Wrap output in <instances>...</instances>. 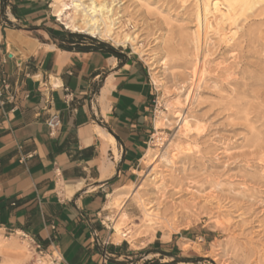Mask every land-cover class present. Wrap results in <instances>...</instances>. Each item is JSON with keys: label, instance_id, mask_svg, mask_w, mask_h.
Listing matches in <instances>:
<instances>
[{"label": "crops", "instance_id": "obj_1", "mask_svg": "<svg viewBox=\"0 0 264 264\" xmlns=\"http://www.w3.org/2000/svg\"><path fill=\"white\" fill-rule=\"evenodd\" d=\"M52 6L0 0V235L25 234L63 264L173 263L188 238L130 242L108 206L161 128L149 70L127 48L68 35Z\"/></svg>", "mask_w": 264, "mask_h": 264}, {"label": "rangeland", "instance_id": "obj_2", "mask_svg": "<svg viewBox=\"0 0 264 264\" xmlns=\"http://www.w3.org/2000/svg\"><path fill=\"white\" fill-rule=\"evenodd\" d=\"M201 1L116 0L120 29L137 38L134 50L66 33L136 53L157 90L161 128L149 144L152 160L141 163L130 198L113 207L128 223V240L156 232L188 238L169 264H264V0L236 4L225 41L215 27L204 41L201 30L197 54ZM11 241H28V255L3 249L0 264H51L33 238L0 235Z\"/></svg>", "mask_w": 264, "mask_h": 264}, {"label": "bare ground", "instance_id": "obj_3", "mask_svg": "<svg viewBox=\"0 0 264 264\" xmlns=\"http://www.w3.org/2000/svg\"><path fill=\"white\" fill-rule=\"evenodd\" d=\"M241 1L242 0H229L228 4H222L225 1L203 0L200 4L196 5V26L192 34V44L194 45L197 54L203 43V40H201L200 36L201 30L204 41H206L208 38L207 31L209 29L212 30L214 27V31L216 29L215 32L220 35L222 41H225L230 31L226 27V21L232 16V9L237 3ZM221 5H225V11L220 8ZM116 6V0H105L100 4L96 3L94 0H53L52 7L54 8L55 17H57V20L61 22V24L65 26L67 30H70L74 33L85 34L100 41H111L117 46L130 47L132 50H134L135 46L137 45V38L134 36L133 32L128 33L125 30L120 29L121 21L119 19V12L117 10L118 7L116 8ZM209 18L212 20L210 21ZM188 95L189 92L187 96ZM181 121L183 122V132L187 133L189 123L186 118H182ZM156 124L157 126H161L160 120ZM151 160L152 157L148 153L146 155V161L150 162ZM130 195L131 187H128V191H123L119 194L110 196L108 206L110 208H113L114 206L120 207L127 198H130ZM115 231L117 234L120 233L119 224L115 226ZM23 236L26 237L25 234H23ZM28 245V241H24V244H19L17 241H11L7 244L0 242V250H18L20 257H27ZM5 251L8 252V250ZM39 264L44 263L40 261Z\"/></svg>", "mask_w": 264, "mask_h": 264}, {"label": "built area", "instance_id": "obj_4", "mask_svg": "<svg viewBox=\"0 0 264 264\" xmlns=\"http://www.w3.org/2000/svg\"><path fill=\"white\" fill-rule=\"evenodd\" d=\"M51 2L53 3V0H51ZM56 20H57V18H56ZM61 26L64 28V30H67L65 28V26H63L62 24H61ZM4 87L5 88L7 87L5 82H4ZM0 96H1V94H0ZM50 105H51V99L48 96L44 99V106H45L44 109L45 110L50 109L49 108ZM46 125L49 128L51 135H53L57 131V129L60 126V120H59V116L56 112H53L50 114V117L47 120ZM37 247L40 248V245H38ZM50 254H51V260H52L51 264H63L62 259L60 258V256L58 255V253L56 251L52 250V251H50Z\"/></svg>", "mask_w": 264, "mask_h": 264}]
</instances>
